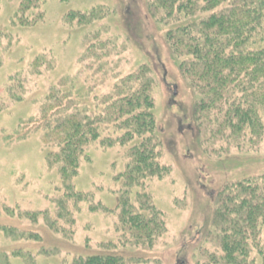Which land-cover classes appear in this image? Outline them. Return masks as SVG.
Instances as JSON below:
<instances>
[{
	"label": "rangeland",
	"instance_id": "1",
	"mask_svg": "<svg viewBox=\"0 0 264 264\" xmlns=\"http://www.w3.org/2000/svg\"><path fill=\"white\" fill-rule=\"evenodd\" d=\"M149 6L150 0H0V264H69L109 254L132 264H204L218 253L206 232L219 194L264 181V134L242 143L198 132V95L170 49L168 19ZM141 71L151 80L154 144L165 168L162 178L134 190L150 198L165 223L145 243L134 242L121 222L126 148L91 144L73 179L84 199L68 201L61 212L65 192L45 160L42 136L25 135L52 88L71 89L76 109L85 103L100 111L102 96Z\"/></svg>",
	"mask_w": 264,
	"mask_h": 264
},
{
	"label": "trees",
	"instance_id": "2",
	"mask_svg": "<svg viewBox=\"0 0 264 264\" xmlns=\"http://www.w3.org/2000/svg\"><path fill=\"white\" fill-rule=\"evenodd\" d=\"M148 10L156 17L168 19L170 49L180 59L182 76L198 95L194 113L198 132L212 139H244L242 143H252L255 137L262 136L264 0H150ZM38 63L34 68H39ZM150 83L145 71L128 77L120 83L121 87L102 96L100 111L99 107L91 111L85 103L76 109L71 89L52 88L25 134L42 136L45 160L50 168L57 169L65 192L57 202L61 212L67 211L68 201L84 199L74 192L73 179L81 162L87 159L91 144L99 141L103 148H126L122 180L129 193L119 204L124 214L121 222L134 242L144 243L153 242L165 226L163 215L156 211L150 198L134 191L165 175L154 144L158 139L154 137L156 122ZM15 97L11 99L16 102L22 99ZM88 97L79 96L82 100ZM4 110L5 103L0 102V114ZM216 206L213 230L206 232V240L216 245L218 253L209 255L204 264H257L256 256L264 264V181L225 188ZM144 213H150V218H145ZM69 264L132 263L109 254L74 258Z\"/></svg>",
	"mask_w": 264,
	"mask_h": 264
}]
</instances>
